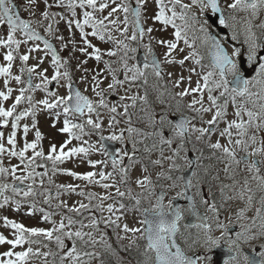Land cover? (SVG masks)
<instances>
[{"label": "rangeland", "instance_id": "374dc122", "mask_svg": "<svg viewBox=\"0 0 264 264\" xmlns=\"http://www.w3.org/2000/svg\"><path fill=\"white\" fill-rule=\"evenodd\" d=\"M24 5L22 6L21 13L25 18H30L34 14H36L37 21L34 22V26L45 33L49 38H52L57 42L59 49L67 48L68 54L63 56L61 63L67 61V64L64 67L60 68L61 74L65 71V69L69 72L71 77V82L76 83V85L80 88V90L90 97V101L93 103L94 108L96 109L92 113H88L85 111L81 120L76 121L78 124L86 123V121L91 118L94 122L100 123L99 129H93L97 131L98 136L95 135H86L82 137V134H76L79 136V139H76L73 136H69L68 133L62 131L65 120H68L69 116L64 112V105H57L54 108H45L40 101L49 100L50 103H56L57 97H67L69 95V80L64 78L62 75L59 78V82L52 80L51 77L55 74V67L52 63V56L49 54L45 47L38 42L29 41L21 32L17 31L15 34V38L21 41L19 51L23 55H28L29 59L27 62H23L19 60L17 56H14V60L11 62V76H20L22 77L21 68H35V71L32 73L33 82L35 85L40 84L43 85V77L40 75L43 73L44 77L50 81L47 87V91L44 90L43 86L41 88H32L31 94L29 91H25L24 96L25 99L21 101L20 104L16 106L15 111L11 117H8L7 125H3V118H0V133H3V137L0 138V143L3 144L6 151L3 154H0V164L3 167L11 169L16 167V176H24L26 175V171L24 169V165L21 164L20 160L17 157L10 156L8 153L12 150V146L8 144V138L13 131L16 132V146L15 150L17 152L23 149L24 143H32L36 139V132L39 131L41 133L42 139L39 141V144L35 151H43L45 158H36V162L33 165L32 169L28 171H33L34 174L39 173L43 175H34V180H25L24 184L32 185V190H36L37 186L46 187V191L42 193V200L47 201V205L50 206L51 209H56L58 207L61 208L60 212H55L51 218L52 223L48 224L42 221L41 218L36 217L32 214L31 210L28 208H20L14 202L8 201L3 207H0V235H3L7 240H12L15 238V230L11 227H6L4 224V218L6 217L9 220L15 221L16 223L23 224L27 228H39L44 229L45 231H51L54 227H58L61 222H63L66 227L64 229L65 232L71 231L76 232L80 231L85 233L83 240L79 238L73 237L69 240L67 237H62L65 243V249L61 251L60 255H64L67 251H69L75 243V246L78 252L81 253V264H100L102 262V253L100 249L106 248L109 245V248H118L120 245L127 246L129 249H133L135 245L136 254L142 257V261L140 264H144L146 256H145V248L141 247L139 244L144 236L143 231L140 232H125L124 226L127 225L131 228H140L143 230L144 225L140 223L143 217V209L150 208L156 204V192L159 189H162L169 195L168 200L175 196L177 193L183 192V183L181 179L172 180L173 172H182L185 168H187L190 164L188 158V151L179 150V145L175 146V143L172 142L171 147L169 148H160V150H147L148 160L150 161V169L145 167L140 162L136 161V156L141 155L139 149L137 148V143L140 141L139 138L136 139L135 129L132 127H128L125 123L124 119H121L120 116H124L126 119L125 106L130 104L134 99H142L143 92L142 90L135 87L131 81L134 72L129 71V69H134L137 67L136 65V52L139 47H141L145 53L149 54L148 48L151 47V53L156 52L160 57L161 63L164 69V75L162 77L163 82H169L178 95L180 92L185 89L189 90V94L181 97L178 95V104L179 106L185 109L186 114L190 116V124L189 131L191 133L192 138L190 139L191 143L197 145V141L200 140V145L204 144L206 141L208 145L212 146V144L219 142L222 146L228 147L230 150L235 151L236 159L239 160L240 154L247 155L240 146L235 145L234 141L239 137L236 134V130L232 129V140L233 143L229 144L228 137L221 136L220 132L227 127V122L232 120H236L237 117L234 115L236 111V107L232 104L231 95L226 94L225 97H220L217 101L218 104H222L225 99L228 101V106L226 109L227 115L223 120H218L215 125H212L214 128L211 132H206L203 136L198 132L192 131L193 128H209L210 125L207 123L208 120L212 118L215 114L216 109L213 108L210 112H197L195 109H199L201 107L200 104H196L195 108H190L189 105L192 103L194 99H200L203 96V107H209L210 102L207 99L208 93L207 90H203V92H192L191 89L196 88L197 82L203 86L202 76L210 71L211 68L207 67L210 63H208L207 58L205 56L206 51L208 50L207 45H203L201 40L196 39L195 47L198 49L200 47L203 53L200 55L203 57L201 60V64L205 65V67H201L200 65H196L192 59L185 60L183 65L179 63H166L165 62V53L167 52V48L159 43L160 40H174L175 37L173 35L175 29L171 26H164L160 24L158 21H155L154 17L156 13L159 11V8L155 2V0H145L144 7L141 9L142 12V23L144 25V35L141 38L137 35L136 40H132L131 36L133 31L135 30V23L133 18L131 19L129 16V22L127 25L124 23V13L121 11H117L113 13L108 21H115L116 26H111L109 23L108 26L110 28V33H112L113 37L119 43L122 41V45H127V48L124 47V58L122 70L118 69L117 72H112L107 69L106 64L111 56L107 55L109 51L113 52L116 46H114L112 39L108 41L99 40L98 37H93L91 32L93 29L87 25L84 26V32L89 35L86 39L93 45L94 48H99L102 52L101 55L104 57V62L100 59L97 61L94 56L93 48H87L84 43V39L81 36L80 29L76 27V21H80L83 23V12L89 11L92 12L91 8H80L77 6L74 11L76 15L72 16V11L69 10L66 5L68 0H64L63 9H68L66 15L62 17L57 25H51L48 19H45L42 15L44 11L47 9V5L44 3V0H36L35 4L31 5L33 11H28L25 8V5H28V0H19ZM102 2L108 3L109 7L106 8L101 14L99 11L93 13L94 17L97 20L103 19L107 17L111 9L117 7L122 0H97V6ZM124 3L131 4L132 2H136V0H123ZM168 0H165L167 4ZM183 4H191V0H181ZM231 2V0H221L222 6H226V3ZM58 0H48L49 5H57ZM77 5L79 4V0H76ZM168 7L171 8L172 5L168 4ZM177 12L180 11L179 6L176 7ZM228 11H225V15H228ZM191 13L196 16L198 19H203L199 13L198 8L193 6L191 8ZM171 15V12L167 13ZM247 13H238L237 19L243 21V18L247 17ZM262 16H264V11H261L257 18L253 19L252 24L254 27H258L264 20H262ZM194 22V21H193ZM177 24H180V21H176ZM196 37L202 36L199 33V25L194 22ZM49 26H51V32L48 31ZM125 28H127V32L125 33ZM152 28V32H148L147 29ZM213 28L209 29V32ZM260 29V28H259ZM237 30L240 32V35L237 40L232 39V30L228 29L229 37L224 36L221 40L228 49L230 55H232L233 49L240 50V56L244 55L247 59L248 50L247 45L243 43L244 34L241 26H237ZM261 30V29H260ZM255 32V30L253 29ZM8 28L6 25H0V39L7 40ZM189 36L190 42L195 39L194 37ZM229 38V39H228ZM242 39V40H241ZM230 40L231 42H229ZM26 41V42H25ZM135 41L137 44H134ZM182 48L183 51H179ZM30 49H37L35 51H30ZM81 49H86L85 51H81ZM135 49V51H132ZM244 50V51H243ZM10 46H0V67H7L8 62L4 59V56L9 52ZM192 49H189L181 40L178 43V49L172 52L171 57L169 59H175L179 61L184 59L185 56L191 52ZM261 50H259L258 55ZM209 54V53H208ZM151 55V54H150ZM238 57H233L237 63ZM42 61V62H41ZM206 62V63H205ZM239 65V64H238ZM247 66L253 69L255 64L249 66L247 62ZM144 72V71H143ZM145 73V72H144ZM121 75V76H120ZM227 79H233L231 74H227ZM119 81L120 83H115L112 88H109L110 84H113V77ZM255 76V72L251 75L249 79ZM95 77V79H94ZM127 77V79H126ZM143 77L146 78V75ZM183 78V79H181ZM212 79L218 80L219 75H215ZM22 83H17L14 79L8 78L7 85H5V77L0 76V92L8 93V90L11 89V95L8 100L0 99V106L4 107L6 110L10 109L12 105L15 103V98L20 95V89L29 88L27 82L21 79ZM179 84L177 85V82ZM250 91L257 92L259 91V86H249ZM220 91L222 89L214 90L213 95L219 96ZM55 93L54 96H50L48 93ZM101 93V95H97V93ZM32 97V105H34L35 115L29 114L25 116L22 120L19 121L18 127L16 129L12 128V123L15 120V117L19 115L21 112L30 109L29 102L27 97ZM246 97H236V105H242L245 108L252 109V104L250 102H246ZM101 100H103L104 105H101ZM185 104H184V103ZM178 106V108H179ZM115 108L116 111L112 112L111 109ZM179 114V113H174ZM243 119L247 121V116H244ZM25 126L28 127L27 135L24 133ZM131 129V131H129ZM164 131L167 133H172V139H177L175 134L172 132V127L169 126L168 123H165ZM252 131V134H257V143L256 145L250 146L249 151H252L253 147L260 146V139L264 138V131H260L256 133L254 128H249ZM117 136L120 139L114 140L121 143L120 148L118 150L119 157L117 160V165L120 168L119 174L115 175L113 173V165H111L110 161L105 159L103 152L101 151V137H110ZM197 137H200L197 139ZM160 137L158 138V144H160ZM68 141H71L68 143ZM55 145L57 148V153L59 154V150L62 146L64 147V151L68 152L72 148L83 147L88 149L87 155L77 154L75 156H71L67 158L63 163H57L56 171L53 172V163L50 161V164H46V157L51 153V147ZM161 145V144H160ZM130 148V152L128 153L126 148ZM172 150H176L172 152ZM195 151V150H194ZM219 153H214V156H211L209 153L204 156L208 159V161L212 160L210 163H205L204 159L201 157V152L198 153L195 151L194 153L197 155V160L200 162L197 164V174L194 177V184L192 186L193 193L197 194L199 197V201L201 204H204L205 196H210L215 193H221L220 204H215V210L213 211L212 204H204V209H208L212 213L211 217V236L213 239L220 238L221 242L229 245V240L235 241L236 246L245 247L250 250H255L259 248V253L264 252V205L261 204V197L264 196V192H262L256 180L252 177L256 175V173L249 171L248 167L245 163H240L239 165L235 164L231 158H229L222 149L218 150ZM178 152V154H177ZM127 153V155H125ZM202 154L203 151H202ZM26 161L27 159H31L33 156V150H29L25 153ZM243 156V155H242ZM259 160L264 157L260 155H256ZM215 158V160H213ZM49 161V160H48ZM96 162L95 167L92 166V163ZM250 160L248 163H252ZM215 166L213 169L211 168ZM203 166L206 167L207 171L212 169L211 180H213L214 185L212 187H207L206 183H204V176L201 174L199 169L201 170ZM242 166V173L235 174L237 170H239ZM261 172L259 175L264 176V165H260ZM52 169V172H50ZM121 169L126 170L125 173L121 172ZM227 169V171H226ZM75 172L78 175L82 176L89 172L97 173L94 177L95 181L90 183L88 181L77 179L73 176L67 175V172ZM104 172L105 175H109V178L106 180H101L99 173ZM211 174V175H212ZM10 186L15 183H20L18 180H14L11 172L8 174ZM163 175V176H162ZM147 177L151 183L146 184L144 187H140L136 181L142 180ZM164 177L158 183L155 181L157 178ZM166 178V179H165ZM177 178V174H176ZM165 179V180H164ZM245 179L248 180V188L251 189L249 192L244 185ZM43 181V183H41ZM51 181V182H50ZM50 183H54L55 187H51ZM73 185L75 187V191H66L65 188L58 187L59 185ZM108 184L110 187L104 188L103 185ZM27 186L25 189L27 190ZM119 188L121 192H124V196H118L116 194V190ZM11 189V188H10ZM129 189H131V195H129ZM83 192L84 195H80ZM14 194V193H13ZM89 194H92V199H89ZM241 194H243V199H241ZM17 195V194H15ZM20 196L16 197H24L23 192L18 194ZM249 195L253 196L252 203L249 204L247 197ZM6 196V195H3ZM107 197V199H103ZM140 200V204L136 205V199ZM3 203V199L1 201ZM86 205L87 207H81V205ZM123 204L125 207L121 208L120 205ZM109 205L113 206V211L109 212ZM79 209V211H70V209ZM257 209H260V215H257ZM69 213V214H68ZM71 213H75V216L71 217ZM242 213V214H241ZM71 217L73 220V224L68 226V218ZM119 217V219H117ZM217 221L223 224L224 226L229 225H237L241 227L242 236L238 239L235 238L231 234H227V236H222L224 232L223 228L217 227ZM95 222V224L93 223ZM188 234V233H187ZM54 235H58V233H54ZM225 238H227L226 241ZM79 239L81 243H79V247L77 245V240ZM205 239V231L202 228H197L196 230H192L187 237L186 246L189 255L196 254L198 256L210 255L212 260L210 264H214L215 260L213 258V250L211 252H206L204 245ZM89 244L90 246L88 247ZM92 246V247H91ZM146 246V245H145ZM29 247L33 249L34 252L45 251V248L39 247L35 244L29 245L25 243L23 245L17 246L13 248L10 244H0V259L15 260V256L7 257L4 256L5 252H21L26 251ZM141 248V250H140ZM114 249V250H115ZM91 253L90 256L83 255V253ZM46 253V251L44 252ZM154 257V254L149 253ZM242 256L241 260L244 264V257ZM43 257H45L43 255ZM240 263V260H239ZM28 264H51L49 260H42L37 258L36 256H32L28 260ZM57 264H60V259ZM64 264H70V261L65 260ZM199 264H204L203 261H199Z\"/></svg>", "mask_w": 264, "mask_h": 264}, {"label": "snow or ice", "instance_id": "6c2138e0", "mask_svg": "<svg viewBox=\"0 0 264 264\" xmlns=\"http://www.w3.org/2000/svg\"><path fill=\"white\" fill-rule=\"evenodd\" d=\"M36 0H28V5H25L26 10L33 11L31 8V5L35 4ZM145 0H136L135 7H132L128 3L122 2L117 6L111 9V12H109L107 17H104L103 19L97 20L93 13L96 11L103 12L106 8L109 7L108 3L102 2L99 4V7H97V0H79V4L77 5L76 0H68V3L66 7L69 10L72 11V16L74 17L76 15V12L74 9L79 6L80 8H91L93 11H84L83 12V23L80 21H76V27L80 29L81 36L84 39V43L86 44L87 48H93L94 56L97 61L101 59V50L99 48H94L93 45L86 39V37L89 35L88 33L84 32V26L87 25L93 29L91 32V35L93 37H98L99 40L103 41L105 39V29L107 28V25L104 24V20L108 19L113 13L117 11L123 12L124 15V23L127 25L129 22V15L133 18V21L135 23V30L133 31V34L131 36L132 40L137 39V33L142 38L144 35V28L141 26V16L142 12L141 9L144 7ZM159 11L156 13L154 19L155 21H158L160 24L164 26L171 25L175 31L173 33L175 39L168 41V40H160L159 43L167 48V52L165 53V62L172 64V63H179L180 65H183L185 60L192 59L193 62L196 65H200L201 67H205V65L201 64V60L203 57L199 54L198 50L195 47L196 39L201 40V43L203 45L208 46V53L210 56V64L207 67H210L211 70L207 71L205 75L202 76L203 80V86L199 82H197L196 88L191 89L192 92H203V90H207L208 96L207 99L210 102L209 107H203V96H201L200 99H194L192 103L189 105L190 108H195L196 104H200L201 107L199 109H195L197 112H210L213 108L216 109L215 114L212 116L210 120L207 121V123L212 126L215 125L218 120H223L226 115V109L228 106L227 99L224 100L222 104H218L217 101L220 99V97H225L226 94L231 95L232 104L236 107V111L234 115L237 117L236 120H232L230 122H227V127H225L221 132V136H227L229 144L233 143L232 140V129L236 130V134L238 139L234 141L235 145L240 146L241 149L247 154L246 157H241V159H236V153L233 150H230L226 146H222L219 142L212 144V147L214 149H222L223 152L231 158V160L239 165L240 163H245L248 167L249 171L256 173L252 178L257 181L259 189L264 192V176L259 175L261 172L260 165H264V158H262L260 161H253L252 163H248L247 157H253L256 155H260L261 157H264V138L260 139V146L259 147H253L252 151H249V147L256 145L257 143V134H249V128H254L256 130V133H259L260 131H264V56H259L258 52L261 49H264V22H262L258 27L262 30L261 36L258 37L256 32L253 31V19L257 18L259 13L261 11H264V0H231V2L226 3V6H222L221 0H191V4H183L181 0H168L167 4L165 3V0H155ZM44 3L50 8L52 5L48 4V0H44ZM113 3H115V0H113ZM168 4H171L172 7L169 8ZM58 7H64V0H58L57 5ZM179 6L180 11L177 12L176 7ZM195 6L198 8L199 13L203 19H198L196 16H194L191 13V8ZM228 11V15H225V11ZM171 12V15H168L167 13ZM238 13H247L248 16L243 18V21L237 19ZM34 14V12H33ZM43 17L45 19H48L50 17V13L46 10L42 13ZM209 15L211 17H214L212 20V23H209ZM179 20L181 23L177 24L176 21ZM195 22L199 25V33L202 34V36H197L195 39H193L191 42L189 40L188 31L191 28V22ZM114 24L115 21H112ZM7 25L8 28V35L7 40L0 39V46H11L15 45L16 49H19L21 41L17 40L15 38V34L17 30L23 31L24 35L27 37L28 40H41L42 38L40 35L32 30L30 28V22L22 19L19 15V12L17 10V5L13 2V0H0V25ZM212 24H217L221 28H227L232 30V39L237 40L240 32L237 30V26H241L244 34V41L243 43L247 45L248 50V64L249 66L255 64L256 67L254 68L255 76L252 77V79H246L244 71L241 69V67L238 65L237 61L233 57L240 56V50L239 49H233L232 55H229L228 52L225 50V48L222 46L221 42L216 39L213 35L210 34L209 29L212 27ZM49 32H51V26H49L48 29ZM125 33L127 32V28H125ZM147 31L150 33L153 31L152 28L147 29ZM112 37L109 35L108 39H111ZM183 41V43L189 48L192 49L191 52L188 53L187 56L184 57V59H181L179 61H176L175 59H169L171 57L172 52L176 51L178 49V43L180 41ZM26 42V41H25ZM44 47L49 52H51L52 56V63L55 67V74L51 77L52 80H55L59 82V78L61 75L69 80V95L67 97H57L56 103H50L49 100L45 99L40 101L44 105L45 108H54L57 105H64V112L68 113L69 111L80 113L83 115L85 109L88 113L94 112L96 109L93 106V103L86 97L83 96L79 91H76L74 94L71 91V77L69 72L65 69V71L61 74L60 68L64 67L67 64V61H64L63 64L61 63V59L59 55H57L55 49L52 48V46L47 42V40L43 41ZM123 43L122 41L120 42ZM125 48H127V45H124ZM37 49H30V51H35ZM86 49H81V51H85ZM132 51H135V49H132ZM151 47L148 48L149 54H151ZM179 51H183L182 48L179 49ZM107 55L112 56L115 55L114 52L109 51ZM4 59L8 62L7 67H0V76L5 77V85H7L8 78L14 79L17 83H22L20 76H11V66L12 61L14 60V55L12 51H9L5 56ZM29 59L28 55L20 56V60L23 62H27ZM42 62V61H41ZM152 70L154 74L157 77L161 76V70L159 62L153 58V60L150 62ZM148 57L145 56V63L144 68L147 69L149 67ZM106 67H109L106 65ZM109 70L111 71V68L109 67ZM35 71V68H21V72H27L29 74V80L28 85L29 88L20 89V95H18L15 98V103L12 105L10 109H5L4 107L0 106V118H3V125H7L8 123V117H11L13 115V112L16 109V106L21 103L23 99H25L24 93L25 91H31L32 90V82H31V74ZM129 71H133L134 75L132 77L133 80L137 78V76H144L145 73L138 67L134 69H129ZM219 75L218 80L212 79L215 75ZM226 74H231L233 79L230 81L227 79ZM43 77V85L37 84L35 85V88H41L43 86L44 90L47 91V87L49 84V80L47 77L43 76V73L40 74ZM95 79V77H94ZM127 79V77H126ZM183 79V78H181ZM113 84L109 85V88H112L115 83H120L115 79V76L113 77ZM147 81L145 80V83ZM179 84V81L177 82V85ZM259 86V91L252 92L250 91L249 86ZM222 89L220 91L219 96H214L212 93L214 90ZM11 89L8 90V93L5 94L4 92H0V99L2 100H8L11 95ZM50 96H54L55 93H48ZM189 90L185 89L184 91L180 92L178 95L181 97L188 95ZM97 95H101V93H97ZM246 97V102H250L252 104V109L245 108L242 105H236V97ZM27 100L30 105V109L26 110L24 112H21L19 115L15 117V120L12 123V128L16 129L18 127L19 121L22 120L25 116H28L29 114L35 115L34 112V105H32V97L28 96ZM74 100V103H71ZM101 105H104L103 100H101ZM112 112H115L116 109L113 107L111 109ZM244 116H247V121L243 119ZM87 125H90L93 129H99L100 123L94 122L91 118H89L86 121ZM190 124V121H188L186 118H182L179 123H177L174 128V134L181 138L185 137V134L188 132V125ZM78 129L81 133L84 131V125L81 124H70L67 120H65L64 127L62 129L63 132L68 133L69 136H73L76 139H79L80 137L77 136L73 129ZM212 129L210 128H193L192 131L200 133L201 136H203L206 132H210ZM131 131V129H129ZM28 127L25 126L24 133L27 135ZM36 139L32 143H24L23 149L19 152L15 150L16 146V132L13 131L11 135L8 138V144L12 146V150L8 153L10 156L17 157L21 164L24 165V169L26 171V175L24 176H16V167H13L11 169L5 168L0 164V177H3L7 175L9 172H11V175L14 180H18L20 184H23L25 180H34V175H43L36 173L34 174L33 171H28L29 169L33 168V165L36 162V158H45L43 151H35L37 148L39 141L42 139L41 133L39 131L35 134ZM3 137V133H0V138ZM247 137V139H245ZM200 137H197L199 139ZM101 139H105L104 137H101ZM107 139L110 140H117L120 139V137H117L115 135L108 137ZM71 141H68L70 143ZM164 143H167L168 145L172 144L171 139L164 140ZM182 146V145H181ZM64 147L62 146L59 150V154L57 153V148L55 145L51 147V153L46 157L47 160L52 161L53 163V172L56 171V165L57 163H63L67 158L71 156H75L77 154H84L87 155L88 149L79 147V148H72L68 152L64 151ZM33 150V156L31 159H27L25 153H27L29 150ZM6 151L3 144L0 143V154H3ZM178 154V152H177ZM127 155V153H125ZM92 163V166L95 167L96 162H90ZM113 168L116 167L117 161L114 159L112 161ZM227 171V169H226ZM121 172L125 173L126 170L121 169ZM67 175L73 176L77 179H82L85 181H88L90 183L97 182L94 180V177L97 175V173L89 172L85 175H78L75 172H67ZM111 174L105 175L104 172H100L99 176L101 180H106L109 178ZM182 179V178H178ZM51 182V181H50ZM43 183V181H41ZM136 183L140 187H144L146 184H150L151 181L145 177L142 180H137ZM245 188L250 192L251 189L248 188V180L245 179L244 181ZM192 181L189 179L185 183V188L192 187ZM58 187L65 188L66 191H75V187L73 185H59ZM104 188L110 187L108 184L103 185ZM11 188V191L14 194H20L23 192L24 197H29L35 195V193L32 190V185L27 186V190H22L14 185L10 186L7 183H0V195H3L7 190ZM116 194L118 196H124L125 193L121 192L119 188L116 190ZM80 195H84L83 192L80 193ZM129 195H131V189H129ZM178 196L183 197L184 192L177 193ZM92 194H89V199H92ZM103 199H107V197H104ZM241 199H243V194H241ZM164 196L161 194L157 197L156 204L150 208H145L143 210V216L144 219L140 221L141 224L145 225L143 230L140 228H129L127 225L124 226V231L128 232L131 231L133 233L143 231L144 236L142 238L146 239L147 245L145 249V262L144 264H198V261H203L204 264H210V261L212 260V257L210 255L205 256H198L195 259L192 256L187 255L184 250L177 244L176 242V235L179 231L178 229V222L183 219L182 216V210L179 208H175L173 206L172 201H169L167 205V211L165 210V206L163 205ZM248 203L251 204L253 200V196L249 195L247 197ZM9 201L8 196H3V203H0V207H3L5 204H7ZM47 203V201H45ZM204 203H207V201H203ZM140 204V200L136 199V205ZM261 204L264 205V196L261 197ZM81 207H87L86 205H81ZM121 208H124L125 206L123 204L120 205ZM193 212L195 214L194 206H193ZM213 211L215 210V205H213ZM70 211H79V209H70ZM108 211H113V206L109 205ZM242 214V213H241ZM257 215H260V209H257ZM50 217L45 216V220H48ZM119 219V217H117ZM95 224V222H93ZM4 224L6 227H11L15 230V238L12 240H7L3 235H0V244H10L13 248L23 245L25 243L31 244H39L42 243L39 239L33 240L30 237H44L49 241L55 240V243L57 247L63 251L65 249V243L64 239L62 237H67L69 240H71L73 237L79 238L80 240L84 239L85 233H82L80 231L76 232H65L64 229L66 225L61 222L58 227H54L51 231H45L44 229L39 228H27L23 224L16 223L15 221L9 220L6 217L4 218ZM73 224V220L71 217L68 218V226L70 227ZM196 227L203 228L205 231V239H204V247L206 249V252H211L213 248H219L221 245L220 238L213 239L211 236V226L208 224H199L195 225ZM217 227L223 228L224 232L222 233V236H227L228 230L227 228L219 223L217 221ZM54 233H59L58 235H55ZM237 238L239 239L242 236V233L237 232ZM236 244L235 241L229 240V253H233L235 251V254L231 255L228 260L224 261V264H239V255L241 253L239 252L238 248L234 249V245ZM44 247H47V245H43ZM149 253H154V257L150 255ZM44 255L47 257L48 255L57 256L59 253H39L34 252L31 247H29L26 251L21 252H12L8 251L4 253V256L12 257L15 256V260L8 259V260H2L0 259V264H28V260L32 256H39ZM83 255L90 256L91 253H83ZM261 259L259 261H254L250 259L248 256H244V264H264V252L260 253ZM60 264H64L65 260L70 261V264H81V253L78 252L75 243L73 242V245L69 251H67L64 255H59Z\"/></svg>", "mask_w": 264, "mask_h": 264}, {"label": "trees", "instance_id": "16d2710c", "mask_svg": "<svg viewBox=\"0 0 264 264\" xmlns=\"http://www.w3.org/2000/svg\"><path fill=\"white\" fill-rule=\"evenodd\" d=\"M48 12L50 13V20L51 22H55L58 18V14L55 11V8L50 7ZM130 16V15H129ZM264 20V16L261 18ZM193 25V24H191ZM253 29L255 30L256 34L258 37L261 36V31L259 27H254ZM190 33L192 35H196L195 27L191 26L189 29ZM105 38H108L110 33L107 31L104 32ZM113 40V38H111ZM15 47V45H14ZM123 47L117 46V48L113 51L115 55H112L111 58L107 61V65L111 68V71L116 72L118 69L121 68V63H122V55H123ZM19 50L16 48H13V52L19 56ZM68 52L66 49H62L61 51V57L67 55ZM108 67V68H109ZM147 82H143L142 80H138V84L141 85L145 91L146 99L144 102L140 103L138 102L134 107V112H131V107L128 108V111H130L129 117L130 121L129 123L131 124L132 128L135 129L136 132V139L139 138L140 141H138L137 145L139 148V151L141 152V155L139 158H136L137 161H143L145 166L150 169V161L146 162L144 160L146 156V151L148 149L150 150H157L159 148H169L171 145H168L167 143H164V140H167L165 133L163 132V117L167 114L170 113V111H173L175 106H178V103L176 102V97L173 93V89L171 86L167 84H161L159 86V83L155 82L156 75L154 74L153 71H149L147 73ZM25 78V76H24ZM153 85V87H152ZM30 93V91H29ZM160 137V144H158V138ZM178 138V137H177ZM183 144L182 147L185 148L187 146V142H185V137L183 138ZM172 142L175 140L172 139ZM200 145L198 142V147L197 145L190 144L191 148L198 153L201 152L202 157H205V154H210L211 156H214V153H218V151H214V148L208 144ZM181 147V146H180ZM179 147V148H180ZM202 151L204 154H202ZM215 160V158H213ZM205 162H208V159L205 160ZM210 163L212 160L209 161ZM46 164H50V160L45 161ZM50 172H52V169H50ZM203 173V170H202ZM115 174V173H114ZM172 179L174 180L179 176V172H173L172 173ZM204 175V173H203ZM163 176V175H162ZM205 176V182L209 183L211 181V173L204 175ZM164 177L157 178L155 181L158 183L160 180H162ZM166 179V178H165ZM164 179V180H165ZM9 182L8 175H5L3 177H0V183H7ZM51 187H55L56 185L54 183H50ZM212 186V185H210ZM46 191V187H40L37 186L36 190L33 192L35 195L29 196V197H16L20 195H15L9 189L5 194L6 196L9 197V201L14 202L18 207L20 208H28L31 210L32 214H34L36 217H39L42 219L43 222L45 223H52L51 218L54 215L55 212H60L61 208L58 207L55 210L51 209L49 205L46 204L45 201L42 200V193ZM1 202V201H0ZM69 214V213H68ZM49 216L50 218L48 220H45V216ZM75 216L76 219V214L71 213V217ZM59 234V233H58ZM55 237V235H54ZM33 240L39 239L42 241V243L35 244L39 247L45 248L46 253L52 252V253H59L60 255V250L57 247L55 240L53 239L52 241L47 240L44 237H30ZM77 240V245L79 247L80 240ZM43 245H47V247H44ZM88 247L90 246L87 244ZM92 247V246H91ZM109 248V245H107L106 248L100 249L102 253V262L100 264H138V258L137 256L133 253V249H128L126 246L120 245L118 248ZM44 251V252H45ZM43 251L39 253H44ZM59 255L53 256V255H48L47 257H43V255L36 256L39 259L45 258V260H49L51 264H57L59 261Z\"/></svg>", "mask_w": 264, "mask_h": 264}, {"label": "water", "instance_id": "95a60500", "mask_svg": "<svg viewBox=\"0 0 264 264\" xmlns=\"http://www.w3.org/2000/svg\"><path fill=\"white\" fill-rule=\"evenodd\" d=\"M133 7H135V5H133ZM17 10L19 12V9L17 7ZM19 15H20V12H19ZM20 17L22 19H24L21 15ZM214 19V17H211V15H209V21L210 23H212V20ZM25 20V19H24ZM216 29H217V32L220 33V34H227L228 31L226 28H221L219 25L217 24H212ZM141 26H142V23H141ZM30 28L32 30H34L30 24ZM35 31V30H34ZM36 32V31H35ZM38 33V32H37ZM40 35V37L42 38L41 41H45L47 40V42L52 46L53 49H55L57 55H58V51H57V47L56 45L52 42V41H49L46 37H44L42 34L38 33ZM211 35H213L216 39H219L218 35L215 33V32H211L210 33ZM44 43V42H43ZM222 44V43H221ZM222 46L225 48V50L228 52V49L226 48V46L224 44H222ZM229 54V53H228ZM264 54V50L260 52V55H263ZM230 55V54H229ZM143 53L141 51H139L138 53V64L140 66H142V62H143ZM156 59V58H155ZM211 59V58H210ZM157 60V59H156ZM245 63H246V60L244 59V57H241L240 58V67L241 69L245 72V78L246 77H249V73H248V69H246L245 67ZM151 64V63H150ZM161 70V69H160ZM71 91L72 93L74 94L76 91H79L83 96H85L80 90L79 88L73 83L71 84ZM88 98V97H87ZM71 103H74V100L71 102ZM80 114V113H78ZM182 118H186L188 120L187 117H172V121L177 124L180 122V120ZM212 128V127H211ZM104 144H105V147L109 153V155L112 157V159H115L116 156H117V152H116V149H117V144L116 143H113L109 140H104ZM192 162H193V165L186 171H184L183 173V178H184V184L186 183L187 180H189L191 177H192V173H193V166H194V163L195 161L192 159ZM16 187L18 188H22L23 185H17ZM186 189V198H187V203H189L191 205V208L193 209V206H194V210H195V214L192 210V216L190 218H188V220L186 221V225L187 226H195V225H199V224H207V219L204 215L203 212L199 211L195 204H194V200H193V196H192V193L190 191V188H185ZM161 194H163V192H159L158 193V196H160ZM180 205H181V200L180 199H177L175 200V203H174V207L175 208H179L180 209ZM178 227H179V222H178ZM147 242V241H146ZM178 244V243H177ZM180 246V245H179ZM181 247V246H180ZM182 248V247H181ZM248 254L250 255V258L254 261H259L260 259L255 256V255H252L251 253L248 252ZM232 255V253H229L226 248H224L223 246L222 247H219V248H216L215 251H214V256L216 258V264H224V261L229 258L230 256ZM194 259L196 258V256H192Z\"/></svg>", "mask_w": 264, "mask_h": 264}, {"label": "flooded vegetation", "instance_id": "af4514ba", "mask_svg": "<svg viewBox=\"0 0 264 264\" xmlns=\"http://www.w3.org/2000/svg\"><path fill=\"white\" fill-rule=\"evenodd\" d=\"M244 51V50H243ZM167 134V133H166ZM249 134L251 135L252 134V132L251 131H249ZM240 138V137H239ZM245 139H247V137H245ZM121 145V143L119 142V146ZM242 155H244V154H242ZM242 155H240V159H241V157H243ZM255 156H253V158H252V160L254 161L255 160ZM250 160H251V158H250ZM249 160V158H248V160L247 161H250ZM197 161H196V164H195V170H194V172L198 169L197 168ZM189 167V166H188ZM242 170V166H241V168L239 169V172ZM241 173H242V171H241ZM192 185L194 184V179L192 178ZM191 190H192V187H191ZM183 192H184V190H183ZM192 193H193V191H192ZM164 200H163V203H164V206H165V209H166V211H167V205H168V203H169V200H168V198H169V195H167L166 194V192L164 191ZM193 196H194V200H195V204H196V206H197V208L199 209V210H202L203 212H204V214L206 215V217H207V220H208V225H210L211 226V217H212V213L208 210V209H204L203 207L205 206L204 204H212V206L213 205H215V204H217V205H219L220 204V201H221V198H218V197H220L221 196V193H215V194H212V195H210V196H205V201H207V203H204V204H201L200 203V201H199V197L197 196V194H195V193H193ZM177 197H180V196H175V197H173L172 199H171V201H172V203L174 202V200L177 198ZM180 198H182L183 200L185 199V197L183 196V197H180ZM181 210H182V216H183V219H181L180 220V223H179V231H178V233H177V236H176V240L181 244V246H182V248H183V250L186 252V253H188V250H187V246H186V241H187V237H188V234L192 231V230H196L197 228H199V227H187V226H185V221L191 216V214H192V211H191V206L189 205V204H187L186 202H181V208H180ZM226 228H227V230H228V234H231L233 237H234V239L235 238H237V232H240L241 233V227L240 226H237V225H229V226H225ZM203 229V228H202ZM188 233V234H187ZM227 240V238H225V240L224 241H226ZM226 243H224V242H221V245L220 246H222V245H225ZM228 247H229V245H227ZM235 248H238V250H239V252L241 253V255H239V257H238V259L240 260V263L239 264H243V262H242V260H241V258H242V256L243 255H246L247 256V253H246V250H247V248H245V247H241V246H236V245H234V249ZM259 250L260 249H255L254 251L257 253V255L260 257V253H259ZM235 252V251H234ZM153 254V253H152ZM189 254V253H188ZM260 259H261V257H260Z\"/></svg>", "mask_w": 264, "mask_h": 264}]
</instances>
